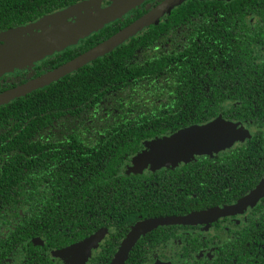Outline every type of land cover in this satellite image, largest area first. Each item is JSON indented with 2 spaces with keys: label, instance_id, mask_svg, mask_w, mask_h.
Here are the masks:
<instances>
[{
  "label": "trees",
  "instance_id": "trees-1",
  "mask_svg": "<svg viewBox=\"0 0 264 264\" xmlns=\"http://www.w3.org/2000/svg\"><path fill=\"white\" fill-rule=\"evenodd\" d=\"M79 1L0 0V30ZM159 1L145 0L85 44L68 47L47 68L86 51ZM261 6L259 0H187L110 52L0 105V263L27 243L36 252L31 257H42L43 238L52 246L70 244L111 224L118 236L144 217L178 213L185 207L184 190H205L197 181H216L219 172L251 186L252 178L240 176L238 168L252 160L251 148L264 143L259 130L214 163L201 156L148 175L120 174L118 167L148 140L218 113L264 124V89L227 57L238 48L235 20L240 26L246 11ZM219 37L224 44L210 45ZM207 68L213 84L205 87ZM221 79L229 83L219 87ZM227 98L234 101L227 105ZM135 257L132 251L127 264L137 262ZM34 260L25 264L43 263Z\"/></svg>",
  "mask_w": 264,
  "mask_h": 264
},
{
  "label": "flooded vegetation",
  "instance_id": "flooded-vegetation-1",
  "mask_svg": "<svg viewBox=\"0 0 264 264\" xmlns=\"http://www.w3.org/2000/svg\"><path fill=\"white\" fill-rule=\"evenodd\" d=\"M186 1L187 0L181 2L179 5L184 4ZM223 1L226 2L230 0ZM144 2L145 1L142 3ZM259 2H264V0H259ZM108 3L109 0H101L100 7H104ZM179 5L173 7L170 11L177 8ZM128 12L129 10L123 13L124 16L127 15ZM166 14H164L157 22L162 21ZM73 18L75 19V17ZM242 18L243 20L240 26L238 19L235 20V23L237 24L236 30L240 33L238 34L239 36H234L235 38H238V48L232 49L227 54V57L228 60L238 63L248 69L249 74L251 73L253 84L259 87V89H264V7L261 6L259 11H246ZM37 19L20 26L32 24ZM152 24L144 27L134 36L142 31H145ZM7 30L2 29L0 30V33ZM94 32L95 31L78 39L75 44L67 46L62 50L54 51L52 54L46 55L40 60L34 61L32 64H26L20 68H13L1 73L0 88L3 89H1L0 92L22 84L55 68H47L48 64L51 63V60L61 58L64 51L68 47L85 44ZM132 37L127 39L125 42L129 41ZM235 38L233 40H235ZM217 42L222 43L221 37L211 38L209 41L210 45ZM98 43H95L92 46ZM241 45H243L245 49H242ZM221 61L225 62L224 59ZM226 64L229 65L227 62ZM203 74L204 86H211L213 82L209 79L208 68ZM227 83H229V80L225 83V80L221 79L218 86L224 87ZM233 101L234 100L232 98L224 100L227 105ZM217 116L233 121H239L241 129H244L245 131L246 127L248 128L247 125H249L251 135L245 138L243 142L239 143L238 141L240 140H236V143L229 146L228 149L222 151L221 153L196 155L192 159L205 156L207 158H212V163H214L217 161L214 158L220 157L224 154L230 153L232 150H238L240 147L245 146L247 141L254 136L256 131H261L262 136H264V124L258 125L253 120L248 121L229 118L224 116L222 113H218L216 116L196 124L205 123ZM255 147L258 148L250 149V152L252 153V160L246 163L245 166L238 168L240 176L246 175L252 178L253 184L251 186H247L243 181H230L220 172L214 177L216 181L212 180V178H200L197 181V187L205 190H197L195 192L189 189L184 190L186 194V197L183 198L185 207L178 213L159 214L152 217L147 216L139 220V222L150 218L180 217L188 216L189 214H193L195 212H208L243 201L245 198L250 196L264 180V143L258 144ZM131 156L121 163L118 167V173H140L128 172L125 170L129 165ZM185 163L186 162H183L173 167L180 168ZM166 168L168 167H162L155 170H145L142 171L141 174H154L156 170H163ZM212 176H214V174ZM167 184L171 183L168 182ZM210 185H212V188H210ZM203 218L205 217H201L200 220L188 224L163 223L147 228L137 237L131 249L128 251L123 264H127V260L129 259L132 251H134V255L136 254L135 259L138 260L133 264H264V193L251 202V204L244 206L235 213L219 216L212 220ZM15 219L17 220L18 217H15ZM131 227L127 228V230L121 235L119 234L116 236L117 233L115 225L111 224L103 226L91 231L86 236L75 240L72 242L73 245H71L72 243H64L59 246H52L46 244V239L43 238L44 246L38 248L40 253L43 255L42 257H31L35 251L30 250L27 243V246L23 249L11 250L8 253V257H6L0 264H25L26 259H35L33 263L41 260L43 261L42 264H69L73 253L71 251L72 247L97 232L100 234L99 240L96 242L95 246L90 249L86 258L83 259L84 264H111L119 247L134 226L132 228ZM65 249L66 251H64ZM57 250H61L63 253L58 256L53 255V251ZM63 254H67V256Z\"/></svg>",
  "mask_w": 264,
  "mask_h": 264
},
{
  "label": "water",
  "instance_id": "water-1",
  "mask_svg": "<svg viewBox=\"0 0 264 264\" xmlns=\"http://www.w3.org/2000/svg\"><path fill=\"white\" fill-rule=\"evenodd\" d=\"M100 1L101 0H81L73 5L52 12L54 14L49 13L52 14L50 16H48V14H46L47 16L43 15L46 16L45 18H47L48 20V18L50 17L62 16L65 13H71L74 11H78L79 13L82 8V10L87 11L90 8V6L87 5L97 2L96 8L98 9L90 13H85L84 15H82L83 17H75V19H73L72 17L70 21L64 22L58 29L41 37H38L40 35L36 34V36L33 37L32 40L20 46V48H18V46L10 53L0 55V74L13 68H20L26 64H32L34 61L40 60L44 56L52 54L54 51L62 50L67 46L75 44L78 39L83 38L91 32L98 30L105 24L113 21L123 13L136 7L145 0H109V3L104 7H100ZM183 1L185 0H161L158 4L151 7L148 11L134 19L132 22L120 28L115 33L102 40L98 44L87 49L86 51L31 80L0 92V105L7 103L14 98L23 96L31 92L32 90L47 85L50 82L55 81L60 77L84 66L97 57L110 52L115 47L124 43L130 37L134 36L137 32L141 31L144 27L157 22L164 14L169 13L173 7L179 5ZM45 18L40 19L33 25L35 26V24L42 22V20H45ZM13 29L14 28L7 31ZM190 127H192V125L181 129L171 135L159 138L155 140L153 144L150 143L148 148L141 152L139 160L166 165L168 163H171L170 161H172V158L173 160L177 159L179 155L185 152H188L190 154L196 153V150L190 151L189 149L190 146H192L191 144L193 143V140L198 137V134L197 132H192L190 130ZM213 128L214 126L210 125L206 137L202 139V142L206 147L202 152H199L198 155L203 153L205 154V152H207L209 149H211V151H215L220 145L223 144V142H225V140H222L220 136L213 135ZM221 132L222 136H231L233 137L234 141L238 138L242 139V137H244L246 133L235 132L227 134L224 129H222ZM263 193L264 180L251 193L250 196L245 198L243 201L235 203L233 205L216 210H211L208 212H195L193 214H189L188 216L150 218L142 222H138L136 225H134L132 230L129 232V234L119 247L118 252L111 264H123L128 251L131 249L137 237L149 227L163 223L188 224L200 220L201 217H205L203 219L209 220L216 219L219 216L235 213L244 206L251 204V202L256 200ZM99 236L100 234L97 232L96 234H93L80 243L74 245L71 250L73 253L70 258L69 264H84L83 259L86 258V255L88 254L90 249L95 246L96 242L99 240Z\"/></svg>",
  "mask_w": 264,
  "mask_h": 264
},
{
  "label": "rangeland",
  "instance_id": "rangeland-1",
  "mask_svg": "<svg viewBox=\"0 0 264 264\" xmlns=\"http://www.w3.org/2000/svg\"><path fill=\"white\" fill-rule=\"evenodd\" d=\"M96 3L97 2H94L90 5H87V6H90V8L87 11L82 10L83 9L82 8L81 9L82 12H81V10H80L81 13L79 12L80 14L78 13V11H74L71 13H65L62 16L50 17V18H48V20H47V18H45L47 16L46 15V16H43L41 18H38L32 24H26V25H23V27H16L13 30L4 31V32L0 33V55H5V54L10 53L14 49H16L18 46H19L18 48H20V46H22V45L26 44L27 42H29L30 40H32L33 37L36 36V34H39L40 36H38V37H41L47 33H50L52 31L58 29L64 22L70 21L72 19V17H81L85 13H88V12L90 13V12L98 9V8H96ZM87 6H85V7H87ZM52 14H54V13H52ZM52 14H48V16H50ZM42 18L43 19L45 18V20H42V22L35 24V26L33 25L34 23H36L37 21H39ZM38 37H36V38H38ZM239 124H240L239 121H233V120H229V119L217 116V117L213 118L212 120L207 121L205 123L192 125V127H190V130L192 132H197L198 137L193 140V143L191 144L192 146H190L189 150L190 151L196 150V153L190 154L188 152H185V153L179 155L177 159L173 160V158H172V161H170L171 163H168L166 165H161L159 163L146 162V161L139 160L141 152H143V150L148 148L150 143L153 144L155 142V140L162 138V137L150 139L146 142L144 148L142 149V151L139 154L132 156V158L129 161V165H128L127 169H125V170L128 172H142L145 170H155V169H159L162 167L177 166V165H179L185 161L192 159L193 157L198 155L199 152H202L204 150V148L206 147L203 144L202 139L204 137H206V134L208 132L210 125L214 126V128L212 129L213 135L220 136V138L222 140H225V142H223V144L220 145L215 151L214 150L211 151V149H209L207 152H205V154L221 153L222 151L228 149L229 146H232L234 143H236V140L234 141L233 137L222 136V132H221L222 129H224V131L227 134L235 133V132H246L244 137H242V140L240 138L237 139V140H240V141H238L239 143L243 142L245 140V138H247L251 135V130H250L249 125H247L248 128L246 127V131H245L244 129H241ZM248 129H249V131H248ZM163 137H165V136H163ZM200 155H204V153L200 154ZM168 160H171V159H168ZM64 251H66V249ZM62 253L63 252L61 250L53 251V255H56V256L61 255ZM63 255L67 256V254H63Z\"/></svg>",
  "mask_w": 264,
  "mask_h": 264
}]
</instances>
